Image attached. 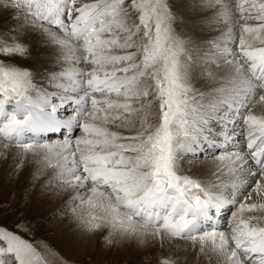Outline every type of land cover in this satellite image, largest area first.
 <instances>
[{"label": "snow or ice", "instance_id": "6c2138e0", "mask_svg": "<svg viewBox=\"0 0 264 264\" xmlns=\"http://www.w3.org/2000/svg\"><path fill=\"white\" fill-rule=\"evenodd\" d=\"M36 49L39 68L22 64ZM198 75L214 86L196 88ZM257 106L264 0H0V157L17 170L34 160L42 187L71 193L56 214L107 246L178 240L223 264H264V226L243 215L264 209L251 202L264 200ZM185 160L211 161L212 179ZM29 231L0 225V264H55Z\"/></svg>", "mask_w": 264, "mask_h": 264}, {"label": "rangeland", "instance_id": "374dc122", "mask_svg": "<svg viewBox=\"0 0 264 264\" xmlns=\"http://www.w3.org/2000/svg\"><path fill=\"white\" fill-rule=\"evenodd\" d=\"M176 28L181 35L186 32L191 35V31L182 24H177ZM21 63L35 69L33 62L21 61ZM112 98L115 99V96ZM118 130L120 132L126 131ZM123 134L127 135L128 133ZM51 135L53 139L59 138L58 134ZM76 135H79V132ZM193 161L205 162L204 160ZM184 163L186 167L181 168L183 171L196 178L200 177V175L193 173L191 162L185 160ZM35 168L36 165L33 166L31 162H28L21 170H17L13 165L11 156L7 159L0 157V225L10 229L17 224L21 227L28 225L30 237H34L37 242H43L50 246L52 249L51 256L55 259V264H159V261L163 258H173L170 255L160 257L152 255L153 252L167 253V247L174 248L175 243L172 241H165L163 245L160 243L154 245L149 240L150 249L147 251L146 258L144 260L137 259V261L134 257L130 258L125 252L114 251L113 246L107 247L106 244L102 245L101 241L97 240L87 250L72 251L69 248L70 240L68 239L70 237L68 229L70 226L64 222L68 219L70 213L68 216L63 213L56 214L65 201L63 202L57 197L54 198L55 195L50 194L49 189L42 187V181L34 178ZM44 171L49 170L45 169ZM199 179L203 180L201 177ZM225 216L230 217V213H225ZM227 223L228 221L225 219V230L227 229ZM262 226L264 225L262 224ZM20 234L24 235L23 232Z\"/></svg>", "mask_w": 264, "mask_h": 264}, {"label": "bare ground", "instance_id": "6f19581e", "mask_svg": "<svg viewBox=\"0 0 264 264\" xmlns=\"http://www.w3.org/2000/svg\"><path fill=\"white\" fill-rule=\"evenodd\" d=\"M220 30H221L220 28L214 29L212 34L213 35L218 34V32ZM190 33L193 36V38L195 39L196 36L192 32H190ZM46 55L47 54L45 52H43L42 50L36 49L34 52L33 58L29 59L28 62H30V63L33 62L35 69L39 68L40 64L46 59ZM202 70L205 73H207L208 71L216 72V66L215 65H208L207 67L203 68ZM194 86L198 89H201V90H207L208 88L214 86V81L212 79H210L209 77H207L206 75L205 76H199L198 75L194 81ZM255 110L257 112L264 111V109H262L260 106H257L255 108ZM109 127L111 128V130H114V131H119L118 129H122V130L127 131V129L116 128V127H114V125L113 126L109 125ZM126 131H123L122 133H128ZM29 162H31L33 164V166L36 165L35 161L32 160L31 158L29 159ZM191 164L193 165V173H195L196 175H200V177L203 180L212 179V171L214 169H213L211 161H205L204 163H202V162L198 163V162L192 160ZM182 167H186L184 162L181 165V168ZM185 169H187V168H185ZM70 194H71L70 192H65V193L61 194L60 196L55 195L54 198H56V197L60 198V200H62L64 202ZM251 202H255V203L259 204V203L264 202V200H261L258 197L253 196ZM243 215L245 218H247L249 216L256 217L257 222H259L261 225L262 224L264 225V209L257 208L253 212H251V213L245 212ZM64 222H66V224L68 226H70L68 228L69 234H70V237H68V239L70 240L69 248L72 251L78 252L79 250L80 251L81 250H87L93 244V242L96 240L101 241V244L105 245V241L102 239L103 234H90V233L83 232L82 230H80L77 227V223L75 220H73L71 218V214L68 216V219H66V221H64ZM169 241H172L175 243L174 248L167 247L166 248L167 253H164V252L163 253L162 252L161 253H156V252L154 253L153 252L152 255H154L156 257H160V256H164V255L165 256L170 255L173 258L178 259L180 264H223L222 260L218 262L215 257H209L207 254H202L199 256L193 255L194 249H192L191 246H188V247L182 246L181 241H178V240H169ZM153 243L155 245V243L158 244L159 242L157 241V242H153ZM112 246H113L114 251H117V252L123 251L126 253V255H129L130 258L134 257V259L136 261H137V259L138 260H144L147 256V253H148L147 251H149V249H150V246L148 243L146 245H138L135 242H128V241L122 242L118 245L114 244Z\"/></svg>", "mask_w": 264, "mask_h": 264}]
</instances>
